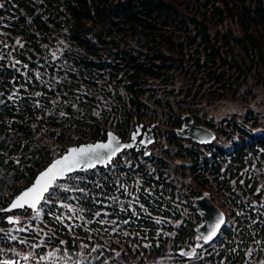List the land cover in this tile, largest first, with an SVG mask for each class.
Wrapping results in <instances>:
<instances>
[{
  "label": "trees",
  "instance_id": "16d2710c",
  "mask_svg": "<svg viewBox=\"0 0 264 264\" xmlns=\"http://www.w3.org/2000/svg\"><path fill=\"white\" fill-rule=\"evenodd\" d=\"M58 38L68 45L56 56L49 45ZM178 72L189 78L191 98L235 93L248 76L264 84V0H0V167L16 174L9 201L68 146L105 139L111 128L126 139L149 119L165 125L169 139L166 147L156 140L158 151L131 147L107 166L71 173L69 186L46 193L39 218L30 208L16 211L25 228L0 229V257L29 253L45 262L47 248L85 243L100 250L88 251L87 264L106 255L114 264H146L165 250L181 264H264V115L226 118L222 141L181 137L176 106L152 98L164 107L159 117L145 98L154 95L149 77L167 84ZM101 98L113 127L92 109ZM178 101L185 109L187 98ZM176 156L186 162H172ZM205 190L229 219L202 254L186 257L178 250L196 243L202 217L177 225L169 218L181 216L178 202L195 208ZM114 246L120 251L112 256Z\"/></svg>",
  "mask_w": 264,
  "mask_h": 264
},
{
  "label": "rangeland",
  "instance_id": "374dc122",
  "mask_svg": "<svg viewBox=\"0 0 264 264\" xmlns=\"http://www.w3.org/2000/svg\"><path fill=\"white\" fill-rule=\"evenodd\" d=\"M229 25H231V23L226 22L223 26H229ZM67 45H68L67 42H65L63 38H58L57 42L49 45V47H50V51L53 49L52 52L55 53V55L57 56L60 54L64 46H67ZM253 71L254 70L250 72L253 73ZM164 81H165L164 79H158V78H153V77L148 78L147 85L148 87L152 89L151 91H153L154 95L151 98L145 95V98L147 99V101L152 107H154L155 105V109L149 110L148 113L152 115H157V116L159 114V117H160L161 114L165 111L164 107L159 106V104L152 102V98L154 97H161L162 99L168 98L170 103L174 104L178 112L180 111L181 114L185 111L192 112L191 108H193L194 110L192 113L195 118L194 121L196 123L207 124L208 122H211L212 125H209V126L212 127L216 133V137L214 138V140L219 139V141H222L224 134H222L219 131L218 127L221 124L225 123L226 118H231V117L236 116L239 118V120H243V117H244L243 114H245V112L248 110H253L254 112L260 115H264V84L258 83L253 76H248L245 80L241 79L238 88L236 89V91H234L235 93H233L232 91H229L220 98L217 96L210 97L208 92L204 93V96L201 99L197 97L198 93L195 95L196 98H191L192 94L186 95L185 90H187L188 88H185V87L189 85L187 83L189 81V78L183 72L182 73L178 72V74H176L175 77L174 76L171 77V80H169V83L167 84ZM207 85H208V82H205L206 89H207ZM173 86L176 89L175 92L171 93V92H168V90H166ZM194 89L195 88H193V90ZM197 92H199V90ZM179 97L187 98V101L180 102L182 107H186L185 109L178 107L177 102H179L178 101ZM100 101L101 102L97 105H94L92 109L93 111L97 112L99 117L103 119L107 118L109 122L108 125L113 127L110 124V121L113 119L112 118L113 114L109 113L108 115H106L107 112L106 113L104 112V107H103V103L106 101L104 98H101ZM157 111H158V114H157ZM147 121L148 122H146V120H143L142 123L145 124L146 127L151 124L153 125L152 126L153 132L156 138L153 142L149 144L150 148H152L154 144L157 143L156 140H158V138L162 142V144L166 147L169 143V139L166 134V126L163 125L162 123L160 125H156L155 122H150L149 119H147ZM140 122L141 121H138V123ZM129 138L130 137H126L127 140ZM183 144L188 147L190 146V143L187 140H185ZM159 145L160 144H157L156 146H154L153 150L155 149L156 151H158ZM184 161L186 162V159L183 160V158H180L178 156H176V159L172 160V162H176V163L184 162ZM25 174H26L25 176L27 177L28 173H25ZM173 178L178 182H181L182 180H185L186 182L189 181V177L183 175L182 173H174ZM15 180H16V174L13 169L5 167V166L0 167V229L4 230L3 228H7V230L12 231L13 234H15L17 230H21L25 228L23 224H19V221L23 219L24 214L14 213L16 216H18L19 221L16 223H11V225H8V226L6 225L3 226L1 225V220L3 219L1 217V213L3 214V216H5V213H3V208L5 207V205L3 203L4 202L7 203L9 201L8 198L11 196V191L13 190V189L11 190V187L14 185ZM70 180L71 179H69V175H68L64 179L58 181L55 185H57V187H60V188H66L67 186L70 185ZM258 187H261V189L263 190V193L261 194V199H263L262 202H264V179H261ZM203 192H207L209 194L207 190ZM256 192L258 191L256 190ZM70 209L75 212L79 211V208L75 205L74 207L71 206ZM177 209L181 213V216L179 218L174 219V218L168 217L171 223H174L176 225L180 221H182L184 217H192L194 220H197V218L199 220V218L202 217L198 209L196 207L192 208L188 204L187 201L184 202V204L181 202H178ZM224 211L226 212L227 218L229 219L227 211L225 209ZM78 216L79 217L81 216L80 212L78 213ZM156 219L160 221L161 218L158 216ZM111 228H112V225L110 226V229ZM168 232L171 233V235L173 234L172 230H168ZM106 242H108V240H106ZM95 243L96 242L92 243V245H94ZM169 244L171 243L169 242ZM34 245H38V243H35ZM85 246L86 244L82 243L77 249H68L63 246H60V247L53 246V247H50L49 249L47 248L45 252L46 260L45 262H41V264H87V262L90 261V259H92V254H90L88 251L93 252L92 249H95L94 254L96 257L100 250L97 248V246H93L87 251L85 249ZM199 247H202V244L198 239H196L195 244L190 245L187 248L183 247L179 249L178 251L181 254L189 253V255H185L186 257L195 258L199 254H202L203 252L201 251L202 249ZM96 250L98 251L97 253H96ZM111 251H113L112 256H115L120 250L114 246L113 249H111ZM50 253H52V255H49ZM248 254H250L249 251H248ZM150 255L153 256L154 254L150 253ZM174 255L175 254H172L171 252H167L165 250V252H162L159 255H156L155 257H153L152 259L147 260L146 264H181L179 260L177 261L175 260L177 256H174ZM117 257L120 258V256H117ZM102 260H103V263L101 264H106V262H108L109 264H114L113 261L111 260L110 255H106L104 259Z\"/></svg>",
  "mask_w": 264,
  "mask_h": 264
},
{
  "label": "water",
  "instance_id": "95a60500",
  "mask_svg": "<svg viewBox=\"0 0 264 264\" xmlns=\"http://www.w3.org/2000/svg\"><path fill=\"white\" fill-rule=\"evenodd\" d=\"M182 119L183 120H182L181 125L176 128V132L179 135L184 136V137H191L194 141H197L199 143H209L215 137V132L213 129H211L205 125L196 124L194 122L193 116L190 113H184L182 115ZM141 132H142L141 125H137L136 129L132 131L131 138L129 140H124L116 132L109 130L106 139L80 143L78 145L73 144V145L68 146L67 150H65L62 154L54 157L45 167H43L40 171H38L36 173V175L34 176L32 182L29 185H27L26 187L22 188L11 199V201L3 208V210L4 211H11V210H16V209L28 207L27 205H24L23 207L12 208L11 205H12V202L15 201L18 196H20L23 192L27 191L28 188L32 187L36 183V181L40 177L41 173L45 172L49 167H51V165L53 163H55V161L63 159V157H65V156H68L70 154L71 149L86 148L89 145H96V144H107L109 142V134H112L116 138V141L119 142L120 145H130V147L135 146L136 149H140L141 147H143L144 152L148 153L150 151L149 144L154 141L152 126H149L147 128V130L143 132L141 138H138V136H139V134H141ZM133 137H135V138H133ZM115 146H116V142L114 141L113 147H115ZM126 148H129V147H122L120 149V151H118L116 153V155L112 157L111 161L123 149H126ZM98 151H101L102 153L105 152V150H98ZM111 161H107V160L99 161V162L95 163V166H97V165L106 166ZM89 168H93V167H88L86 164L81 163L79 166H77L71 172H65L62 176H57L55 181L52 183L51 187L55 184V182L57 180L65 178L69 173H72L76 170H86ZM45 194L46 193H44V196H45ZM39 204H37L36 209L38 208ZM194 205L196 206V208L199 210V212L203 216V219L199 223H197V225H196L197 235H198V237H200V240L202 242H204V243L209 242L212 239H214L220 233V230L222 229V226L226 220V213L221 207H219L216 204V202L212 199V197L207 192H203L202 194L195 196ZM36 209H32V210H36ZM221 216L223 217V223L220 224L219 227L216 229V235L213 236L211 240L205 241L203 239V237L208 235L212 231V229L218 224ZM9 218H12L13 222L18 221V217L12 213L8 214L5 219L7 221H9ZM25 256H28V254H24L22 256H19L18 258H14V257L2 258V259H0V263L4 264L5 261H11V262H13V264H34V262L30 261L29 259L25 260L24 259Z\"/></svg>",
  "mask_w": 264,
  "mask_h": 264
},
{
  "label": "snow or ice",
  "instance_id": "6c2138e0",
  "mask_svg": "<svg viewBox=\"0 0 264 264\" xmlns=\"http://www.w3.org/2000/svg\"><path fill=\"white\" fill-rule=\"evenodd\" d=\"M114 141L116 142L115 147H113ZM122 147H130V145H120L119 142L116 141V138L112 134H109V142L107 144H96L89 145L86 148L71 149L68 156L55 161V163H53L51 167H49L45 172L41 173L36 183L32 187L28 188L27 191L18 196L16 200L12 202L11 207L17 208L27 205L32 209H36L37 204H39L41 200L45 199L44 193L49 191V188L51 187L57 176H62L65 172H71L81 163L86 164L88 167H94L96 162L105 160L111 161L112 157L115 156ZM98 150H105V152L102 153ZM76 179L81 178L77 177ZM64 207H68V205H64ZM39 215L40 212L39 210H37L35 218H39ZM96 215H99V213H96ZM9 222H13L12 218H9ZM222 223L223 217L221 216L218 224L208 235L204 236L203 239L205 241L211 240L212 237L216 235V229ZM11 238L16 239V237L14 236ZM198 239H200V237H198ZM92 250L95 251V249ZM182 254L189 255V253ZM49 255H52V253H50ZM24 259L27 260L28 256H25ZM41 259H43V257ZM4 264H13V262L5 261Z\"/></svg>",
  "mask_w": 264,
  "mask_h": 264
}]
</instances>
